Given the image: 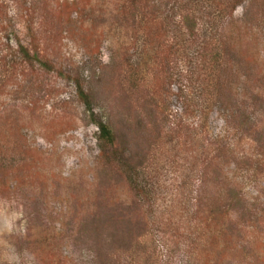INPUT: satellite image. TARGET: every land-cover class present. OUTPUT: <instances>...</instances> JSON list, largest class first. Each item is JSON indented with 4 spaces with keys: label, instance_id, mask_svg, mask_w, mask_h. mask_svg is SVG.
Segmentation results:
<instances>
[{
    "label": "rangeland",
    "instance_id": "rangeland-1",
    "mask_svg": "<svg viewBox=\"0 0 264 264\" xmlns=\"http://www.w3.org/2000/svg\"><path fill=\"white\" fill-rule=\"evenodd\" d=\"M197 1L203 83L173 0H0V264H264V0ZM108 111L134 191L99 177Z\"/></svg>",
    "mask_w": 264,
    "mask_h": 264
},
{
    "label": "trees",
    "instance_id": "trees-1",
    "mask_svg": "<svg viewBox=\"0 0 264 264\" xmlns=\"http://www.w3.org/2000/svg\"><path fill=\"white\" fill-rule=\"evenodd\" d=\"M171 1V0H170ZM173 6L168 11L169 15L166 16L167 18H163V22L165 20L166 25H174L177 30L180 31V34L187 38V42L190 43V45L196 44L199 41H205L204 44H202L201 49L199 52H195L193 54L194 59L196 61V66L193 70V72L187 73V77L189 79L196 76V78L199 80V83H203L206 77V72L204 69L205 64V58L204 55L206 52L214 51L213 46L206 40V37L204 38V32H202V28H198L197 21L200 18L201 10L198 6L197 0H173ZM232 2V4H230ZM237 0H224V5H230V7H236ZM134 4V0H121V3L119 4V13L125 21H129L134 23L136 19V15L134 12H136L137 8H133L132 5ZM132 7V8H131ZM167 12V13H168ZM166 13V15H167ZM199 13V14H198ZM212 43V42H211ZM16 51V58L18 59V65H21L22 63H28L31 62V59H36V56H30L29 52L21 47ZM118 54V53H117ZM191 54V55H192ZM15 56V55H14ZM19 56V58L17 57ZM199 59H202L199 61ZM37 60V59H36ZM39 61V60H37ZM195 64V62H194ZM78 97L83 101V103L88 106L89 104V95L83 90L82 85H78ZM201 90H204V86L201 87ZM236 114H232L233 118H235ZM231 116V117H232ZM95 125L98 128V135L96 138L98 150H99V177L101 182L102 181H108L110 179L118 178L119 175L122 176V173L124 177H127L126 182L128 183L129 187L133 189V191L136 189V175H135V166L133 159L129 157L126 154V151L124 150L123 145V138L126 136V133H124L122 130H120L114 121L112 120V116L110 111H108V114L105 116V118H100L97 120ZM109 182V181H108ZM231 196H226V198H229ZM238 198V197H232ZM212 206L211 209H213ZM211 209H206L204 213L213 212ZM214 211H219L214 208ZM97 214H100L99 209H95L91 216L95 219L96 222V230L100 228V226H108L111 223H114L116 225V232L117 235H123V231L126 230L124 228V225L122 224V219L126 218L125 216L121 219L119 217H116L115 215L108 213L105 214L104 217H96ZM225 228H223L221 235H230L228 234L231 224L228 221L227 225L224 223ZM239 225L238 223L234 226ZM112 227V226H111ZM131 229L128 231L126 230V233H128ZM219 233V232H218ZM105 264V261L103 262ZM110 264V263H108Z\"/></svg>",
    "mask_w": 264,
    "mask_h": 264
}]
</instances>
